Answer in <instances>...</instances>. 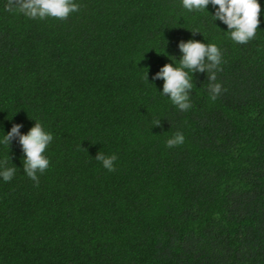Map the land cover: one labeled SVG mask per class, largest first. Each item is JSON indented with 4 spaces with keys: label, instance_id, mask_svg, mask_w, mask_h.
<instances>
[{
    "label": "trees",
    "instance_id": "1",
    "mask_svg": "<svg viewBox=\"0 0 264 264\" xmlns=\"http://www.w3.org/2000/svg\"><path fill=\"white\" fill-rule=\"evenodd\" d=\"M74 2L66 20H34L0 0V139L35 120L53 135L38 187L10 145L0 264H264V0L246 44L211 5ZM189 39L221 49L226 91L213 102L207 73H194L181 112L152 77L178 66ZM178 131L185 142L167 148ZM7 151L0 144V160ZM97 152L116 154V170Z\"/></svg>",
    "mask_w": 264,
    "mask_h": 264
},
{
    "label": "clouds",
    "instance_id": "2",
    "mask_svg": "<svg viewBox=\"0 0 264 264\" xmlns=\"http://www.w3.org/2000/svg\"><path fill=\"white\" fill-rule=\"evenodd\" d=\"M209 5L215 9L214 14H211L213 21L218 19L227 25V32L234 42L246 44L255 38L261 14L258 0H182V6L188 11H204ZM5 10L10 13H21L34 20H44L49 17L66 20L72 13L80 10V5L74 0H7ZM191 32L195 34L199 31ZM178 47L182 54L178 66H174V59H171L173 63H165L152 77L153 80H163L160 92L167 96L179 111H187L192 107L190 92L194 87L193 74L204 72L207 73L210 82L208 85L210 99L214 102L222 92L226 91L216 82V74L221 70V49L216 44H205L193 39L179 41ZM143 79L148 81L147 69ZM152 125L161 126V119H154ZM21 127L19 123L12 124L11 129L0 139V144L6 146L8 150L6 157L0 160V177L5 182H10L17 172L13 164L8 166L11 161L8 155L10 145L13 140H17L24 153L23 172L34 182V186L38 187L39 175L49 167V159L44 153L52 142L53 135L39 120H35L27 133H21ZM184 142L183 133L178 131L167 139L166 147L171 149ZM95 159L100 161L109 172L116 170L115 161L118 159L116 154L105 155L103 152H97Z\"/></svg>",
    "mask_w": 264,
    "mask_h": 264
}]
</instances>
